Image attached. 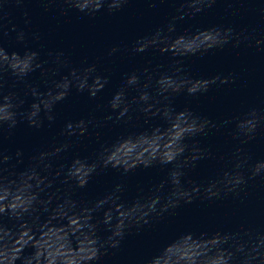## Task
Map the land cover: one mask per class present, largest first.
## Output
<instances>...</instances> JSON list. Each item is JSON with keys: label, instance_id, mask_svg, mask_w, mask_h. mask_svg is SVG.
Masks as SVG:
<instances>
[{"label": "clouds", "instance_id": "obj_1", "mask_svg": "<svg viewBox=\"0 0 264 264\" xmlns=\"http://www.w3.org/2000/svg\"><path fill=\"white\" fill-rule=\"evenodd\" d=\"M71 7L77 11L85 14H94L99 12L105 4L108 6L109 12L120 11L124 4L129 0H88V3L84 5L82 0H64ZM211 2V0H210ZM218 38V44L227 42L228 35L231 33V29H225L222 36L219 30H212ZM18 39L23 40L21 34ZM143 39V38H141ZM259 44L260 41H257ZM149 43H137L132 49L134 53L144 52L148 49ZM117 48L113 47L110 50V55L115 53ZM51 55V53H49ZM63 53L56 54V61L62 64L63 61L60 57ZM39 53L35 51H25L24 55L13 52L8 53L3 47H0V107H2L3 115H0V130H3L5 126L9 132H11L21 121H26L30 127L41 128L45 122L52 124L56 120L55 107L58 103L67 99L72 92L73 88L79 93H87L89 97L95 98L97 94L105 88L109 83V77L98 72L95 64L88 65L87 67L80 69L72 67L68 70L66 75L60 76L58 81L54 80V83H63V89H48L47 92L40 93L38 89L30 86L28 83V76L31 72H35L37 69L44 71L42 63L38 60ZM177 72L180 69H176ZM9 73L16 81L17 85H24L25 95H31L33 97V104L28 108H24L23 100L20 99V93L16 90H6L4 82V74ZM168 79L173 82H179L181 79H177L173 75L167 73H160L154 77L147 68L143 70H132L122 74L121 88L118 89L112 96L108 103V114L103 117V121H112L113 123L126 124L133 120L135 113H148L151 112L156 101L153 100L152 94L148 91L153 83L158 84L160 80ZM208 85L202 91L207 92L210 84L216 83L219 80L220 84H227L229 82L228 77L214 76L211 78H204ZM134 89L137 95L133 98H129L128 90ZM177 89H171L176 91ZM190 96L196 93L188 92ZM159 97L168 96L166 93H156ZM48 96H55L51 105L44 103V98ZM121 100L120 104L114 103L115 100ZM135 106V107H133ZM135 109V111H134ZM96 118L90 117L88 119H81L79 121H68L64 124L61 130L62 140L55 141L52 145L43 151L38 152L31 158V163L23 171L15 174H8V169L11 167L12 157L0 152V191H6L8 195L0 199V230H3L6 234H9L10 240L4 243L0 248L3 251L2 261L0 264H9V253L11 252L10 242L14 239L13 230L4 226V217L7 216L10 220L16 221L17 226L25 221V217H38L43 211L47 212L49 216L55 215L56 211L62 208L65 204L70 203L73 209V214L77 210H84L79 208V202L72 199V193L75 189L85 188L88 183L93 179L95 175L107 170H117L122 176H127L129 173L134 172L138 167L149 168L151 164H141L137 166H128L114 164L108 159L107 145L101 143L99 145L96 159L91 167V171L82 175L76 171L75 161L72 163H65L63 166H58L57 161L66 153L73 140H79L86 137L90 129H96L98 125L95 123ZM17 156L21 153L17 152ZM201 157H198L199 159ZM165 166L171 164L172 161L164 162ZM259 169L254 171L253 175L258 172ZM27 181L29 184V196L27 203L21 204L14 199L17 190L21 184ZM38 181V182H37ZM243 177L239 176L233 184L244 183ZM115 190L124 191V186L121 184L114 185ZM200 186L196 185L192 188V193H198ZM209 193L210 197L217 196L218 191H213L212 187L205 189ZM54 199H61L54 210L50 209V204ZM192 196L189 194V198L185 201L191 203ZM109 203V196L102 197L95 201V205H100V208L91 207L90 210L93 214L94 211L100 212V218L97 220V224H103L110 235L106 240L101 241L96 235V230L92 232L93 242L88 246L85 254L78 255L77 259L79 264H87L88 261L99 259V252L101 248L109 246L112 248L119 247L120 241L124 238L125 221H130V224H135L137 227L146 225L149 223V216L155 212V209L144 214L141 219L138 220H125L120 224L119 229H114L113 218L109 215L104 204ZM177 205H173L176 207ZM88 209V208H87ZM166 209V207H165ZM95 219V217L93 216ZM216 240V245L222 244L225 238L216 233L213 236ZM34 251L28 255L22 257V252L15 257H12V264H15L17 260L21 261V264H50V257L46 250L34 248ZM237 251H243L242 246L237 248ZM219 253V259L222 264H230L232 257L235 255L233 251L229 249L218 247L214 253L210 256H217ZM56 264H63L61 258H56Z\"/></svg>", "mask_w": 264, "mask_h": 264}]
</instances>
